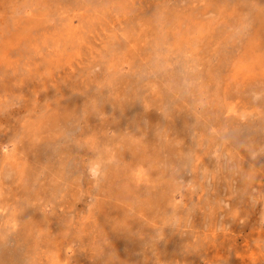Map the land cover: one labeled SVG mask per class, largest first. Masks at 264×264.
<instances>
[{"label":"rangeland","instance_id":"obj_1","mask_svg":"<svg viewBox=\"0 0 264 264\" xmlns=\"http://www.w3.org/2000/svg\"><path fill=\"white\" fill-rule=\"evenodd\" d=\"M0 264H264V0H0Z\"/></svg>","mask_w":264,"mask_h":264}]
</instances>
